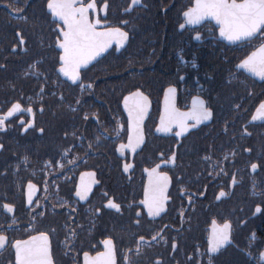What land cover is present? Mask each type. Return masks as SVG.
<instances>
[{
  "label": "flooded vegetation",
  "instance_id": "obj_1",
  "mask_svg": "<svg viewBox=\"0 0 264 264\" xmlns=\"http://www.w3.org/2000/svg\"><path fill=\"white\" fill-rule=\"evenodd\" d=\"M47 2L0 0V117L15 103L32 109L9 117L0 131V232L9 238L0 264H15L14 240L40 231L50 237L53 264H84V253L105 252L108 239L116 264H129L125 257L133 264H208L210 256L212 264H264V80L239 67L264 40L230 42L211 19L185 24L195 0H106L107 17L105 0H96L98 30L120 28L128 39L123 47L114 39L81 68V85L59 71V29L66 26ZM169 87L180 112L193 111L199 99L212 120L196 127L189 120L182 135L178 127L157 131ZM136 91L151 101L144 138L122 154L120 144L133 136L124 98ZM157 164L170 182L166 210L153 217L142 201L145 170ZM82 185L91 187L86 200L75 194ZM214 221L232 226L231 243L218 254L208 251Z\"/></svg>",
  "mask_w": 264,
  "mask_h": 264
},
{
  "label": "snow or ice",
  "instance_id": "obj_2",
  "mask_svg": "<svg viewBox=\"0 0 264 264\" xmlns=\"http://www.w3.org/2000/svg\"><path fill=\"white\" fill-rule=\"evenodd\" d=\"M141 2L142 0H131L133 6L140 5ZM108 7L109 5L105 0L103 3L105 17H107ZM47 9L53 18L58 19L66 26V30L63 27L59 29V32L63 35V39L58 44L59 48L63 49V56L60 57L63 64L59 71L73 83L80 81L81 85H83L81 68H86L93 60L107 51L114 39L118 40L121 47L128 39V33L120 28L98 30V26L101 25L102 21L97 11L96 0H90L87 3H85V0H48ZM129 10L126 9V11ZM93 12L97 13L95 19L90 15ZM183 16L185 24L188 25H196L209 19L215 20L216 24L220 26V36L230 42L251 41L253 39L264 40V0H195L194 6L185 11ZM185 24H181L180 27L184 28ZM196 39L199 40L200 36L197 35ZM239 67L264 80V43H261L256 51H253L250 56L244 59L239 64ZM85 87L91 88L92 85L89 84ZM175 94L176 89L169 87L164 99L165 117L161 119V127L157 131L168 132L173 127H178L179 132L176 135H182L189 128V120L195 122L192 127L212 120L213 112L211 108L205 105L203 100L194 101L193 111L188 113L180 112L175 107ZM124 106L132 122L133 136L129 137L127 145L120 144L119 151L123 154L127 149H131L134 153L137 145L143 142L142 124L151 106V101L144 93L136 91L124 98ZM19 111L32 112V109H23L20 103L13 104L6 115L0 117V131L5 130V121ZM258 111L264 113V103L260 104ZM84 118L87 119V116L85 115ZM31 126L29 125V127ZM120 127L122 128L123 125ZM24 130L27 131V128ZM40 131L43 132V128ZM117 135H119L118 130ZM89 147H91V144H89ZM3 148L4 146L0 144V150H3ZM175 160L176 157L173 154L171 162L175 163ZM129 167V165L125 164L124 170L128 171ZM257 167V164H252V171L255 172ZM159 169L160 165L157 164L155 168L145 170L149 176V188L146 192V199L142 203L146 205L148 214L153 217L160 215L161 212L166 210L165 204L168 200L166 192L170 178L166 172L161 173ZM89 175L94 176L95 174L91 173ZM232 183H236L235 178H233ZM34 187L31 183L28 184L30 190L28 196L29 205L32 204L31 189ZM90 192V186L82 185L81 190L75 194L81 200H86ZM219 195L224 197L226 193L221 191ZM107 206L120 211V205L113 201H109ZM3 207L8 213L14 214L15 209L11 204H5ZM256 211L261 212V209L257 207ZM12 222L15 223L14 217ZM231 227L230 223L217 225L215 221L213 222L209 241L210 247L208 249L210 253L218 254L222 248L231 243ZM140 239L143 241L144 238L141 237ZM153 239H156V237H153ZM252 239H255L254 234ZM7 245H9L8 236L0 232V250H3ZM104 245L106 251L98 253L96 257H91L88 253H84V264H116L115 244L111 239H108L104 241ZM11 246L15 249V264H53L51 241L46 232L40 231L39 234L31 235L27 240L16 239ZM174 249L175 245H173ZM136 251L139 254V248ZM125 259L128 260L129 264H133L130 258L125 257ZM155 264H161V262L156 261ZM208 264H212L211 256Z\"/></svg>",
  "mask_w": 264,
  "mask_h": 264
},
{
  "label": "water",
  "instance_id": "obj_3",
  "mask_svg": "<svg viewBox=\"0 0 264 264\" xmlns=\"http://www.w3.org/2000/svg\"><path fill=\"white\" fill-rule=\"evenodd\" d=\"M215 22V20H213ZM216 23V22H215ZM217 26H219L218 24H216ZM220 27V26H219ZM223 38V37H222ZM224 39V38H223ZM237 42H241V41H237Z\"/></svg>",
  "mask_w": 264,
  "mask_h": 264
}]
</instances>
